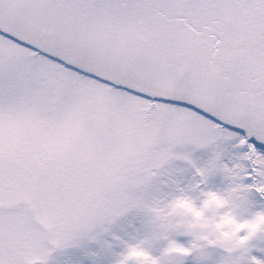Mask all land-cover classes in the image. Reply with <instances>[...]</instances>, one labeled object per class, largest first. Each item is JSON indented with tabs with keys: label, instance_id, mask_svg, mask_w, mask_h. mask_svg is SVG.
<instances>
[{
	"label": "snow or ice",
	"instance_id": "obj_1",
	"mask_svg": "<svg viewBox=\"0 0 264 264\" xmlns=\"http://www.w3.org/2000/svg\"><path fill=\"white\" fill-rule=\"evenodd\" d=\"M0 264H264V0H0Z\"/></svg>",
	"mask_w": 264,
	"mask_h": 264
}]
</instances>
